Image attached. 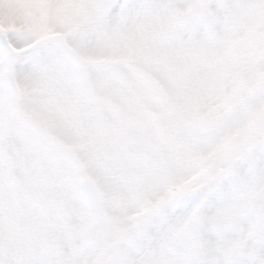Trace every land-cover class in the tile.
<instances>
[{
    "label": "snow or ice",
    "instance_id": "snow-or-ice-1",
    "mask_svg": "<svg viewBox=\"0 0 264 264\" xmlns=\"http://www.w3.org/2000/svg\"><path fill=\"white\" fill-rule=\"evenodd\" d=\"M0 264H264V0H0Z\"/></svg>",
    "mask_w": 264,
    "mask_h": 264
}]
</instances>
